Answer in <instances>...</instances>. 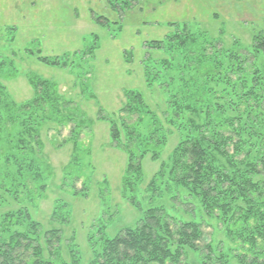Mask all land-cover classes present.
Returning <instances> with one entry per match:
<instances>
[{"label": "trees", "instance_id": "obj_1", "mask_svg": "<svg viewBox=\"0 0 264 264\" xmlns=\"http://www.w3.org/2000/svg\"><path fill=\"white\" fill-rule=\"evenodd\" d=\"M107 1L114 10L120 1L127 6L135 3ZM95 20L109 26L103 17ZM150 46L168 48L171 56L182 51L185 63L177 70L167 59L161 62L171 72L167 84L157 67L146 65L148 85L162 83L170 94L164 118L179 133L176 147L147 192L153 201L169 195L172 204L188 214L195 211L193 203L199 204L205 216L225 229L231 246L207 242L204 224L195 218L173 215L158 203L142 209L138 189L143 161L148 156L161 160L170 133L140 92L127 91L126 104L118 113L108 115L101 109L96 119L109 125L111 146L127 156L123 196L141 216L133 227L114 236L92 239L93 258L87 264H192L190 254L198 256L194 264H264V72L255 63L264 51V34L255 36L243 52L227 50L204 33L177 25L174 33ZM37 58L61 69L74 62L69 54L47 57L38 51ZM29 80L35 93L29 102L3 106L0 99V108L6 109L2 128L7 125V140L1 143L4 149L0 147V264H84L74 245L64 247L62 229L44 228L27 208H12L32 188H46L42 183L51 167L38 157L45 147L44 123L72 125L75 161L83 145L77 135L95 124L67 113L72 103L60 95L55 82ZM53 223L68 224L69 215L54 217Z\"/></svg>", "mask_w": 264, "mask_h": 264}, {"label": "rangeland", "instance_id": "obj_2", "mask_svg": "<svg viewBox=\"0 0 264 264\" xmlns=\"http://www.w3.org/2000/svg\"><path fill=\"white\" fill-rule=\"evenodd\" d=\"M133 1L129 6L120 1V7L114 10L107 0H0L3 106H21L32 100L35 93L29 78H42L55 82L60 95L72 103L68 114L77 120L95 121L90 130L77 135L78 144H83L77 161L70 140L75 135L72 125L44 123L41 133L45 147L38 157L51 167V174L41 182L46 188H32L34 192L12 207L27 208L44 228L62 229L64 247L74 245L84 264L93 258L92 239L101 234L114 236L122 228L133 227L141 216L123 196L127 156L111 146L109 125L96 119L101 109L108 115L118 113L126 104L127 91L140 92L170 133L161 160L153 161L148 156L143 161V183L138 189L142 209L158 203L173 215L195 218L203 222L207 242L223 241L231 246L225 229L214 218L205 216L198 209L199 204L193 203L195 211L188 214L183 207L174 206L169 195L153 201L147 192L161 164L168 161L176 147L179 133L164 118L169 92L162 83L149 86L145 69L146 65L157 67L166 83L171 72L161 62L167 59L177 70L184 65L182 51L171 56L168 48L150 46L153 41L165 40L177 25L204 33L227 50H249L253 38L264 34V0ZM95 17L105 18L109 26L97 22ZM172 23L176 25L170 27ZM38 51L47 57L69 54L73 66H46L39 62ZM76 53H80L79 58ZM255 63L264 72V51ZM4 113L6 109L0 108V129ZM6 127L0 130V147L7 140ZM64 215H69L68 224L53 223L54 217ZM189 258L192 264L198 261L196 255L190 254Z\"/></svg>", "mask_w": 264, "mask_h": 264}]
</instances>
